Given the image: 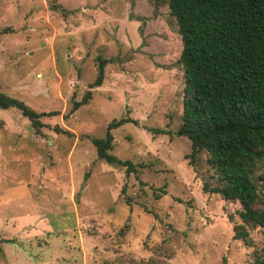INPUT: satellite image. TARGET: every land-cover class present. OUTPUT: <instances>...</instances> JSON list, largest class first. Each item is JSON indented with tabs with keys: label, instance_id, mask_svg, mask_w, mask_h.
<instances>
[{
	"label": "rangeland",
	"instance_id": "rangeland-1",
	"mask_svg": "<svg viewBox=\"0 0 264 264\" xmlns=\"http://www.w3.org/2000/svg\"><path fill=\"white\" fill-rule=\"evenodd\" d=\"M181 49L168 0H0V91L58 112L37 132L18 108H0V264H252L264 255L259 227L253 246L234 238L240 203L204 191L206 155L191 165L192 143L176 134ZM100 58L110 59L103 84L70 113ZM125 117L135 121L112 130V153L137 165L129 174L99 159L91 139Z\"/></svg>",
	"mask_w": 264,
	"mask_h": 264
},
{
	"label": "trees",
	"instance_id": "trees-1",
	"mask_svg": "<svg viewBox=\"0 0 264 264\" xmlns=\"http://www.w3.org/2000/svg\"><path fill=\"white\" fill-rule=\"evenodd\" d=\"M168 8L178 24L179 62L186 78L176 134L192 143L191 165L206 155L210 174L204 191L240 203L234 238L253 246L251 230L259 227L264 242V0H168ZM109 62L100 58L95 80L70 113L87 104L93 89L103 84ZM11 107L28 117L37 132L45 126L42 117L58 113L38 112L0 91V108ZM131 121L115 119L105 136L91 137L98 158L125 166L128 174L137 172V165L112 153V130ZM56 131L71 133L58 126ZM252 264H264V255L255 252Z\"/></svg>",
	"mask_w": 264,
	"mask_h": 264
}]
</instances>
